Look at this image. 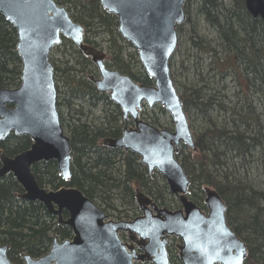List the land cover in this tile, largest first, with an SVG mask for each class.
<instances>
[{
  "label": "water",
  "instance_id": "water-1",
  "mask_svg": "<svg viewBox=\"0 0 264 264\" xmlns=\"http://www.w3.org/2000/svg\"><path fill=\"white\" fill-rule=\"evenodd\" d=\"M188 0H100L103 9L115 15L119 33L138 52L148 85L118 68L107 65V53L85 42V28L57 0H0V14L16 29L17 51L22 60L21 84L0 87V141L12 133L32 139L29 149L9 156L0 148V179L13 174L23 188L21 198L38 201L71 228L72 237L53 240L50 251L40 257L24 255L26 264H172L169 237L178 245L183 264H245L246 242L227 222V203L212 186H205L207 211L190 197L191 179L178 159L182 146L198 151L189 116L172 77V60L179 46V26L187 21ZM249 13L264 20V0H245ZM63 38L75 45L96 65L99 78L92 80L100 91L131 117L118 138L103 143L140 156L150 173L159 172L179 209L159 206L138 191L141 215L133 220H110L107 212L82 190L72 186L47 189L40 185L33 166L56 161L58 172L71 179L73 146L58 109V91L52 51ZM162 106L174 128L158 127L141 117L143 106ZM68 217L64 218V212ZM126 233L129 242L121 237ZM8 245L0 246V264H12Z\"/></svg>",
  "mask_w": 264,
  "mask_h": 264
},
{
  "label": "trees",
  "instance_id": "trees-1",
  "mask_svg": "<svg viewBox=\"0 0 264 264\" xmlns=\"http://www.w3.org/2000/svg\"><path fill=\"white\" fill-rule=\"evenodd\" d=\"M57 1L67 5L74 20L83 25L88 43L108 50L110 66L139 82L154 83L144 71L137 51L132 53L129 49L133 46L119 33L117 17L106 12L100 0ZM191 1L185 6L187 25L192 21ZM198 4L202 16L217 30L219 47L203 39L194 40L199 35L196 26L192 27L190 39L194 46L211 53L209 71L214 78L199 73L201 85L176 83L182 90L188 116L197 112L205 123L197 131L190 119L198 151L183 146L178 159L191 179L190 198L205 208L204 188L214 187L227 203L228 224L248 245L245 264H264V179L256 182L247 177L252 164H258L264 174V20L252 17L245 0H230L228 5L221 0H198ZM17 44L16 29L0 14V87L21 84L22 60ZM68 44L72 48L70 57L60 64L52 57V62L58 108L73 146V175L65 181L56 161H43L33 167L40 185L52 189L77 187L118 218H129L130 210H138L136 188L159 205L171 207L165 194H172L164 177L152 176L137 155L101 143L104 137H117L122 132L123 113L90 80L89 75L96 72L91 59L72 41L65 39L62 43ZM227 76L236 78L235 90L224 87V91L219 86L217 78L223 81ZM66 102L67 108L75 112L69 118L60 108ZM155 107L165 110L160 105ZM99 108L102 115L96 113ZM145 119L160 126L157 118ZM32 143L28 136L13 134L0 142V147L14 155L29 149ZM23 192L12 175L0 180V242L10 245L12 255L27 252L41 256L49 251L55 236L70 238L72 230L60 225L42 203L21 200Z\"/></svg>",
  "mask_w": 264,
  "mask_h": 264
},
{
  "label": "rangeland",
  "instance_id": "rangeland-1",
  "mask_svg": "<svg viewBox=\"0 0 264 264\" xmlns=\"http://www.w3.org/2000/svg\"><path fill=\"white\" fill-rule=\"evenodd\" d=\"M221 1H224L226 5L230 3V0H221ZM189 5L191 8V12H192V21L188 25L183 24L181 26L182 29L181 31H179V36H180L179 46H178V50L176 52V55L173 60V65H172V77L174 79L177 89L179 86L178 84H176L177 82H180L188 86L201 85V79L199 80L200 78L199 73H203L205 77L209 76V79L214 78V77H211L213 75L212 71H209V65L211 62V59H210L211 53H208L206 51H200L197 46H194L193 41L203 39L204 41L211 43L212 46L219 47V45L217 44V41H218L217 30L210 24V22L204 16H202L200 9H199L198 0H192ZM195 26L197 28L196 30H198L199 36H195L194 40H192L190 39V31H192V27H195ZM129 50L132 53L134 52V50L136 51L135 48H131ZM71 53H72V48L69 44L67 46L61 45L53 51L52 57H54V59L57 60V63L60 64L62 61H65L66 59H68ZM217 81H219L218 82L219 86L223 88V90H224V87H227L228 89H232V90L233 89L235 90V87H237L236 78L233 76H227L226 78L223 79V81H222V78L219 77L217 78ZM178 92L181 95L182 90L178 89ZM103 107H105V105H103ZM60 108L65 118L66 117L69 118L72 115H75L74 114L75 112H72L70 111V109L67 108V102H66V105ZM101 109L102 108H99L96 111V113L99 115H102L103 112ZM142 116L143 117L150 116L153 118H157L160 123V126L156 124L154 125L158 127L168 128V129L174 128V122L170 114L166 110L163 111L161 107L150 108L147 106L142 111ZM190 119L191 121L193 119L194 126L192 127L195 130L201 131L203 129L205 123L203 121V118L197 112H194L192 116L189 117V120ZM247 177H249L253 181L259 182L262 179H264L263 170L261 169V167L258 166V164H252V167H250L249 169V173H247ZM165 196L168 197V199H170V203H171V207L169 206H166V207L170 209L181 208V205L175 196L173 195L169 196L168 194H165ZM171 197H172V200H171ZM121 209H125V207ZM204 211H207V210H204ZM129 213H130L129 218L125 216L123 218H118L117 214L115 216H110L109 213L107 214L110 220H115V221L133 220L137 216H140L142 214L139 209L138 211L137 209L136 210L132 209L130 210Z\"/></svg>",
  "mask_w": 264,
  "mask_h": 264
},
{
  "label": "flooded vegetation",
  "instance_id": "flooded-vegetation-1",
  "mask_svg": "<svg viewBox=\"0 0 264 264\" xmlns=\"http://www.w3.org/2000/svg\"><path fill=\"white\" fill-rule=\"evenodd\" d=\"M14 27V26H13ZM15 28V27H14ZM65 39H67V38H63V41H62V43L64 42V40ZM67 40H70V41H72L71 39H67ZM73 42V41H72ZM85 42L86 43H88L87 41H86V34H85ZM128 42V41H127ZM62 43H61V45H62ZM74 43V42H73ZM129 43V42H128ZM88 44H90V43H88ZM61 45H59V46H61ZM74 45H75V43H74ZM90 45H92V46H94V47H97V48H99V49H102V50H104L106 53H107V65L109 66V67H111V68H113L112 66H110L109 64H108V56H109V53H108V50H105L104 48H102V47H100V46H97V45H94V44H90ZM59 46H57V47H59ZM76 46V45H75ZM56 47V48H57ZM55 48V49H56ZM76 48L80 51V52H82L77 46H76ZM134 48V47H133ZM54 49V50H55ZM53 50V51H54ZM53 51H52V54H51V60H52V55H53ZM137 51V50H136ZM83 53V52H82ZM83 55L84 56H86L84 53H83ZM86 57H88V58H90L89 56H86ZM91 59V58H90ZM92 61V60H91ZM54 64V63H53ZM94 64V63H93ZM94 66H95V68H96V72L94 71V73L93 74H90L89 75V78H90V80L94 83V85L96 86V88H97V90L100 92V93H106L108 96H109V98H110V95H109V93H107V92H104V91H100L99 89H98V87H97V85L95 84V82L92 80V77L95 79H97V78H99V72H98V69H97V67H96V65L94 64ZM108 102V101H107ZM109 102H111V103H113V106L115 105V106H118L114 101H112L111 100V98H110V101ZM107 106H108V108H110V109H112L113 108V106H111V105H109V104H107ZM119 107V106H118ZM145 107H147V105H144L143 106V109L141 110V117L143 118V119H145V117H143L142 116V111L144 110V108ZM154 108V107H153ZM59 109V108H58ZM119 109L122 111V109L119 107ZM60 112V111H59ZM122 113H123V111H122ZM60 115H61V113H60ZM145 120H147V119H145ZM61 121H62V119H61ZM148 121V120H147ZM123 122H124V126H123V130H122V132L117 136V137H111V138H118V137H120L122 134H123V131H124V129L126 128V127H128V128H130V127H132V126H134V122H133V119L131 118V117H129V119L128 120H126L125 118H124V114H123ZM150 122V121H149ZM151 123V122H150ZM63 125V124H62ZM64 127V126H63ZM64 130H65V128H64ZM66 132V131H65ZM67 134V133H66ZM11 135H13V133L11 134ZM10 135V136H11ZM15 135V134H14ZM68 135V134H67ZM9 136V137H10ZM8 137V138H9ZM7 138V139H8ZM71 138V137H70ZM106 138H109V137H104L103 139H102V141H101V143L103 144V146H105V147H108V148H111V149H119V150H121V151H124V152H126V153H128V152H130V153H133L132 151H126V150H124V149H122V148H112V147H109V146H107V145H105L104 143H103V141H104V139H106ZM5 141V140H4ZM0 142H2V141H0ZM186 147V146H185ZM0 148H2V147H0ZM3 149V148H2ZM4 150V149H3ZM181 150H182V148H181ZM5 151V150H4ZM6 152V151H5ZM7 153V152H6ZM8 154V153H7ZM19 154V153H18ZM133 154H135V153H133ZM9 155V154H8ZM15 155H17V154H14V155H9V156H15ZM135 155H137V154H135ZM138 156V155H137ZM139 157V160H140V156H138ZM140 163H141V161H139ZM41 163V162H40ZM142 164V163H141ZM143 166H145L144 164H142ZM0 166H1V163H0ZM34 167V166H33ZM146 167V166H145ZM147 168V167H146ZM147 170H148V168H147ZM149 171V170H148ZM72 172H73V170H72ZM150 173V172H149ZM155 174H159V175H161L159 172H157V171H155V172H153V173H151V175L152 176H154ZM9 175H12L13 176V174H8V175H6L5 177H7V176H9ZM60 175V174H59ZM61 176V175H60ZM162 177H164L163 175H161ZM5 177H3V178H5ZM14 177V176H13ZM3 178H1V179H3ZM15 178V177H14ZM0 179V180H1ZM38 179V178H37ZM164 179H165V177H164ZM165 181H166V179H165ZM64 186H66V185H64ZM44 187V186H43ZM191 187V186H190ZM45 188H47V187H45ZM47 189H52V188H47ZM138 191H142V192H144L143 190H141V189H139V188H136V196H137V193H138ZM190 192H191V190H190ZM144 193H146V192H144ZM171 193V192H170ZM147 194V193H146ZM172 194V193H171ZM148 195V194H147ZM173 195V194H172ZM21 196V195H20ZM19 196V198L21 199V200H24V199H22L21 197ZM150 196V195H149ZM173 196H175V195H173ZM151 197V196H150ZM176 197V196H175ZM189 197H190V194H189ZM206 197V196H205ZM153 198V197H152ZM176 199L179 201V199L176 197ZM153 200H154V198H153ZM26 201V200H25ZM155 201V200H154ZM156 202V201H155ZM157 203V202H156ZM179 203H180V201H179ZM136 204H137V206H138V203H137V200H136ZM158 204V203H157ZM181 205V204H180ZM205 205V204H204ZM200 206V205H199ZM203 208V207H202ZM138 209L140 210V208H139V206H138ZM104 210V209H103ZM203 210H207V208H206V206H205V208H203ZM138 211V210H137ZM141 211V210H140ZM49 212V211H48ZM66 212V211H65ZM65 212H64V218H67L68 217V215L67 216H65ZM50 213V212H49ZM67 213V212H66ZM68 214V213H67ZM53 215V214H52ZM55 216V215H54ZM111 216V215H110ZM57 217V216H56ZM57 219H58V217H57ZM58 223H59V219H58ZM60 224V223H59ZM60 225H64V224H60ZM64 226H66V225H64ZM73 234V233H72ZM56 237V236H55ZM54 237V238H55ZM58 237V236H57ZM72 237V236H71ZM70 237V238H71ZM121 237L123 238V240L125 241V242H129V238H128V235L126 234V233H122L121 234ZM59 238V237H58ZM60 239V238H59ZM67 239V238H66ZM54 240V239H53ZM61 241H62V239H60ZM169 240H170V244H169V246H168V251H169V255H170V258H171V263L172 264H183L182 263V261L180 260V257H179V249H178V245L179 244H181V239L179 238V237H176V236H170L169 237ZM52 244H53V242H52ZM52 244H51V246H52ZM4 245H8L9 246V249H8V258H9V260H10V262L12 263V264H26V259H25V257H24V255H31V254H29V253H27V252H20L19 254H11L10 253V249H11V247H10V245L9 244H5V243H2V242H0V246H4ZM51 246H50V248H51ZM49 251H50V249H49ZM48 251V252H49ZM47 252V253H48ZM47 253H45V254H43V255H41V256H33V255H31L33 258H40V257H42V256H44V255H46ZM12 255V256H11ZM137 264H152V263H150V262H138Z\"/></svg>",
  "mask_w": 264,
  "mask_h": 264
}]
</instances>
